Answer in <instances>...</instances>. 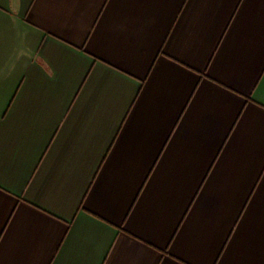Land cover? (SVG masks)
I'll return each instance as SVG.
<instances>
[{"label":"crops","instance_id":"0c3cea01","mask_svg":"<svg viewBox=\"0 0 264 264\" xmlns=\"http://www.w3.org/2000/svg\"><path fill=\"white\" fill-rule=\"evenodd\" d=\"M0 264H264V0H0Z\"/></svg>","mask_w":264,"mask_h":264}]
</instances>
